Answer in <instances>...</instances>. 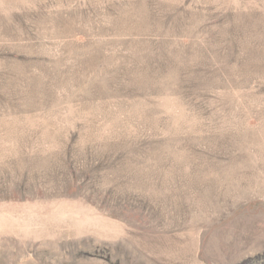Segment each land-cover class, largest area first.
Returning a JSON list of instances; mask_svg holds the SVG:
<instances>
[{
  "label": "rangeland",
  "instance_id": "rangeland-1",
  "mask_svg": "<svg viewBox=\"0 0 264 264\" xmlns=\"http://www.w3.org/2000/svg\"><path fill=\"white\" fill-rule=\"evenodd\" d=\"M0 264H264V0H0Z\"/></svg>",
  "mask_w": 264,
  "mask_h": 264
}]
</instances>
